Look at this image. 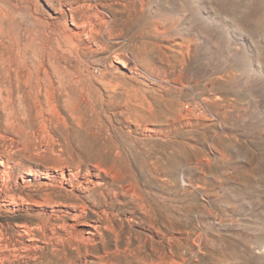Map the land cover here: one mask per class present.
Here are the masks:
<instances>
[{
    "label": "rangeland",
    "instance_id": "rangeland-1",
    "mask_svg": "<svg viewBox=\"0 0 264 264\" xmlns=\"http://www.w3.org/2000/svg\"><path fill=\"white\" fill-rule=\"evenodd\" d=\"M0 264H264V0H0Z\"/></svg>",
    "mask_w": 264,
    "mask_h": 264
}]
</instances>
